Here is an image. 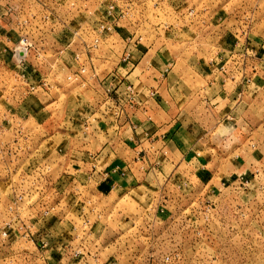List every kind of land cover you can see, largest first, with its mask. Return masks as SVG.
Here are the masks:
<instances>
[{
  "label": "rangeland",
  "instance_id": "obj_1",
  "mask_svg": "<svg viewBox=\"0 0 264 264\" xmlns=\"http://www.w3.org/2000/svg\"><path fill=\"white\" fill-rule=\"evenodd\" d=\"M73 1L0 0V264H46L33 254L25 257L38 246L15 229L23 221L32 225L36 240L45 232L69 243L78 233L79 264H264V0H127L116 21L117 30L140 36L148 60L156 53L166 61L170 92L190 116L194 137L211 142L206 158L219 154L233 175L224 202L208 197L207 222V197L193 195V170L185 164L172 166L147 154L141 182L101 199L91 186L60 182L57 167L42 175L35 166L43 143L89 140L90 130L81 134L78 121L90 120L93 110L114 118L103 103V86L98 91L95 83L66 79L74 54L61 51L64 36L88 31L108 0ZM28 43L24 56L16 53ZM117 54H92L104 57L94 61L99 77L116 66ZM251 177L245 190L233 183ZM23 193L39 200L32 214L27 202L20 203V213L8 209L14 195ZM45 204L55 205L48 215L41 209ZM164 206L173 210L170 219L158 218ZM220 224L229 229L224 237L217 233Z\"/></svg>",
  "mask_w": 264,
  "mask_h": 264
},
{
  "label": "crops",
  "instance_id": "obj_2",
  "mask_svg": "<svg viewBox=\"0 0 264 264\" xmlns=\"http://www.w3.org/2000/svg\"><path fill=\"white\" fill-rule=\"evenodd\" d=\"M148 52L149 48L141 42L133 52L132 61L124 62L118 67L136 91L135 105L131 108L127 107L125 115L114 118L106 114L96 116L100 108L92 111L90 120L87 118L88 121H83L84 119L80 118L83 119L78 121L82 129L81 134L88 128L90 139L85 141V138L83 141L79 136L76 143L69 142L70 145L67 143V146L64 141L62 145H59L62 147L61 153H55V144L48 143L49 155L54 161L53 168L57 167L55 169L58 171V176H62L63 182L67 183L70 175L76 173L77 165L86 168L90 165L94 166V179L90 190L95 197L101 199L111 196L114 192L123 194L133 189V186L144 178L145 169L143 167H149L148 155H154L166 159L165 162L172 166L178 163L179 165L185 164L187 171L193 170V173L188 175V178L195 183L196 191L193 195L199 198L207 197L206 200L213 196L218 200V204L224 202L225 185L233 178H230L233 175L225 170V158L219 157V154L210 159L206 158L211 152V142L208 138L203 141L201 136L194 137L195 128L190 116L187 119V116L183 115L184 112L177 104L176 95L170 92L169 75L164 72L166 61L157 58L156 53H153L155 56L153 55L148 60ZM101 54L107 55V51L103 49ZM100 58L97 56L93 58V61L100 60ZM137 69L139 73L132 78V74ZM91 83H95L93 86H97L98 91L99 87H102L98 80ZM151 90L156 91L155 98L150 97ZM120 91L123 92V89L120 88ZM95 121L98 122L96 124L98 126L94 124ZM61 124L63 122L57 126ZM83 124L87 127H83ZM200 144L203 145L200 146L199 151L195 147ZM215 148L219 150L218 145ZM198 153L201 154L200 157H196ZM90 154L93 155L92 158H89ZM161 159L157 162L159 165H161ZM195 165L194 172L192 167ZM79 180L82 181L81 178ZM225 206L222 205L218 212ZM167 207L158 209L159 219L160 215L169 217V219L172 217L170 215L173 210ZM174 212L181 213L178 210ZM218 226L217 233L224 237L225 231L229 230L227 225ZM219 239L221 238L218 237V245ZM193 244L192 247L196 242L194 241ZM223 246L231 247L230 245ZM225 248L218 247L217 251L223 250L225 253L227 252Z\"/></svg>",
  "mask_w": 264,
  "mask_h": 264
},
{
  "label": "built area",
  "instance_id": "obj_3",
  "mask_svg": "<svg viewBox=\"0 0 264 264\" xmlns=\"http://www.w3.org/2000/svg\"><path fill=\"white\" fill-rule=\"evenodd\" d=\"M68 3L71 6H74L75 1L68 0ZM127 0H108L103 8L99 9V17L95 19L96 23L90 24L89 29L79 31V29L73 30L70 32L68 36H64L65 47L61 49L70 50L73 56V64L74 70L67 75L66 79L69 81H78L82 82V84L91 83L93 80H98L99 83L104 88V96L106 99L103 103L107 104L111 108V113L114 117H118L122 114H126V108H131L135 105L136 100V91L133 88V85L127 81L125 76L119 71L118 67L124 63L132 61L133 52L136 46L141 43V38L136 33H132L130 31H120L117 30L118 15L123 12L124 7L126 6ZM48 18L47 16H44ZM62 34V33H60ZM30 44H25L23 46H19L15 49L16 53L20 56H24L26 54L27 48ZM107 51V55H118V61L116 66L108 72L105 76L99 77L98 67L93 61V56L91 53L98 52L102 53L103 49ZM118 46V48H115ZM120 47V48H119ZM120 55V56H119ZM106 55H104L105 57ZM101 57V58H104ZM167 71V67L165 68ZM120 88L123 89V92L120 91ZM113 91L114 94H111ZM108 95H107V93ZM150 97L155 98L156 91L151 90L149 92ZM103 100V98H102ZM48 143H44V146L41 148V156L42 159L36 162V167L41 171L42 175H48L52 170V163L54 162L51 156L49 155V149L47 148ZM251 147H255L254 143L250 144ZM55 153H61L62 147L55 146ZM140 154V153H139ZM93 155H89V158H92ZM88 158V159H89ZM76 167V173L70 175V178L67 180L74 185L81 184V186H91L94 179V166L90 165V167L86 168L85 166ZM81 175V176H79ZM82 179L80 181L79 179ZM62 176H60V182H62ZM254 182V177L240 180H233V183L237 185V187L241 190H245L248 188V185ZM264 185L261 184L260 189L263 188ZM38 192V191H36ZM264 192V190H263ZM30 193L23 194H15L14 199L10 202L8 209L13 211L14 213H20V203L27 202L26 210L32 214L35 211V204L38 205L39 200H31L29 195ZM212 203L210 199L206 200V214L204 215V221L209 220V210L211 209ZM55 205L41 206L42 212L45 215H48L50 211L54 210ZM22 210V209H21ZM185 209L184 211H186ZM264 211V208L262 209ZM261 210V211H262ZM189 218H191L189 216ZM10 226L9 223H7ZM86 225V223H85ZM32 225L26 222H20L18 227L15 226V229L19 231L21 236L25 241H30L36 247L38 246L37 253L32 251L25 252V257L29 258L32 254L37 258V260H41L46 264H79L81 261V252L78 246L80 236L78 233H73L72 237L69 238L71 242L67 243L62 240L60 237H52L50 233L43 232L37 235H41L40 239L31 238L34 235V232L31 231ZM76 227L73 225L72 232H74ZM37 231V230H36ZM2 237H7V232L3 230L1 232ZM36 240V241H35ZM36 243V244H35ZM68 244L71 246L67 253L65 252V245ZM62 247V248H61ZM168 257H166V260ZM29 264V262L27 263Z\"/></svg>",
  "mask_w": 264,
  "mask_h": 264
}]
</instances>
